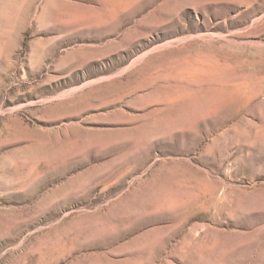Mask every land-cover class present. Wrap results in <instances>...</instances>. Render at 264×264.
Segmentation results:
<instances>
[{"label": "rangeland", "instance_id": "obj_1", "mask_svg": "<svg viewBox=\"0 0 264 264\" xmlns=\"http://www.w3.org/2000/svg\"><path fill=\"white\" fill-rule=\"evenodd\" d=\"M0 264H264V0H0Z\"/></svg>", "mask_w": 264, "mask_h": 264}]
</instances>
